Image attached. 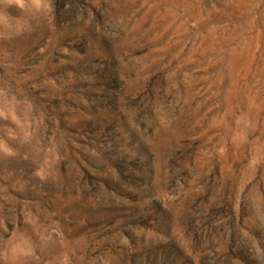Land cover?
<instances>
[{
    "label": "rangeland",
    "instance_id": "1",
    "mask_svg": "<svg viewBox=\"0 0 264 264\" xmlns=\"http://www.w3.org/2000/svg\"><path fill=\"white\" fill-rule=\"evenodd\" d=\"M0 264H264V0H0Z\"/></svg>",
    "mask_w": 264,
    "mask_h": 264
}]
</instances>
